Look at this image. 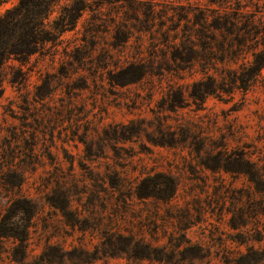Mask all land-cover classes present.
<instances>
[{
    "label": "rangeland",
    "instance_id": "obj_1",
    "mask_svg": "<svg viewBox=\"0 0 264 264\" xmlns=\"http://www.w3.org/2000/svg\"><path fill=\"white\" fill-rule=\"evenodd\" d=\"M51 2L0 0V264H264V0Z\"/></svg>",
    "mask_w": 264,
    "mask_h": 264
},
{
    "label": "clouds",
    "instance_id": "obj_2",
    "mask_svg": "<svg viewBox=\"0 0 264 264\" xmlns=\"http://www.w3.org/2000/svg\"><path fill=\"white\" fill-rule=\"evenodd\" d=\"M72 0H52L51 4H54L57 8L70 7ZM63 13H58L57 11H51L49 19L41 25L43 28H49L54 20H58L60 15ZM48 15V12L45 14ZM32 257L30 256L29 259Z\"/></svg>",
    "mask_w": 264,
    "mask_h": 264
},
{
    "label": "trees",
    "instance_id": "obj_3",
    "mask_svg": "<svg viewBox=\"0 0 264 264\" xmlns=\"http://www.w3.org/2000/svg\"><path fill=\"white\" fill-rule=\"evenodd\" d=\"M4 23H0V35H2L4 32ZM3 40V37L0 36V41Z\"/></svg>",
    "mask_w": 264,
    "mask_h": 264
}]
</instances>
